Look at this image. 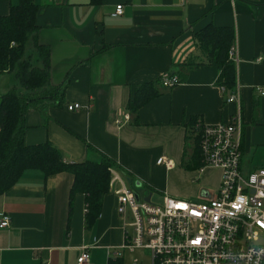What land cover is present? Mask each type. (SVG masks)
<instances>
[{
    "label": "crops",
    "instance_id": "1",
    "mask_svg": "<svg viewBox=\"0 0 264 264\" xmlns=\"http://www.w3.org/2000/svg\"><path fill=\"white\" fill-rule=\"evenodd\" d=\"M36 2L38 42L50 49L51 86L66 87L61 105L48 99L43 111L28 109L26 145L51 142L69 163H99L106 155L129 174L116 169L138 195L135 188L145 187L178 199L200 193L212 197L221 172L183 166L194 147L192 119L225 124L238 111L235 102H228L230 93L218 85L219 66L196 38L213 26L235 32L242 166L245 172L264 168V97L257 92L264 88V0ZM17 4L0 0V16ZM117 6L123 7L120 16H115ZM164 74L179 76L180 85L162 88ZM145 86L158 94L133 115L128 105ZM74 104L81 108L68 110ZM161 157L174 167L159 166ZM73 183L70 173L46 177L28 170L0 196V222L3 215L11 220L10 227L0 228V264H78L83 248L90 253L86 264L120 261L109 258L122 247L128 222L117 211L114 190L104 197L94 227L87 229L83 194L76 196L70 215Z\"/></svg>",
    "mask_w": 264,
    "mask_h": 264
},
{
    "label": "built area",
    "instance_id": "2",
    "mask_svg": "<svg viewBox=\"0 0 264 264\" xmlns=\"http://www.w3.org/2000/svg\"><path fill=\"white\" fill-rule=\"evenodd\" d=\"M123 14L117 6L115 16ZM230 58L237 64L238 52L233 47ZM179 76L164 74L162 88L180 85ZM225 90V89H224ZM264 97V88H257ZM228 102H235L238 111L225 124L209 125L199 122L193 136L199 139L201 161L204 168L221 172L218 191L201 201H183L163 196L159 203L137 198L128 181L116 169H110V188L118 200L120 215L131 213L132 219L125 229V240L109 261L119 260L122 252L138 249L151 252L152 264H264V168L245 172L242 166L243 119L240 92L230 93ZM74 104L68 110H79ZM126 123L131 116L126 114ZM167 169L174 162L166 157L157 160ZM177 205H186L179 208ZM198 213V215H197ZM11 220L3 215L0 228H8ZM129 229L133 230L130 235ZM199 243H194V241ZM90 261L88 248H83L78 264ZM111 263V262H110ZM138 264V263H135Z\"/></svg>",
    "mask_w": 264,
    "mask_h": 264
},
{
    "label": "trees",
    "instance_id": "3",
    "mask_svg": "<svg viewBox=\"0 0 264 264\" xmlns=\"http://www.w3.org/2000/svg\"><path fill=\"white\" fill-rule=\"evenodd\" d=\"M39 11L36 0H18L8 15L0 16V76L15 73L23 90L13 87L0 95V196L12 189L28 170L41 171L46 177L70 173L74 177L70 215L76 196L83 194L86 228L92 229L101 215L104 197L110 192V169L123 173L122 168L106 155L99 163H69L51 142L38 145H26L24 142L28 109L43 111L48 99L52 105H61L66 87L51 86L50 49L38 42ZM196 38L209 61L220 68L218 85L228 93L234 92L237 89L236 63L230 58V51L235 47L234 30L210 26ZM157 94L152 86L140 88L128 105L130 112L137 115L140 108ZM199 122H203L199 117L192 119L191 133ZM183 167L204 168L198 138H194L191 157ZM124 175L129 176L126 172ZM116 262L113 264H118Z\"/></svg>",
    "mask_w": 264,
    "mask_h": 264
},
{
    "label": "rangeland",
    "instance_id": "4",
    "mask_svg": "<svg viewBox=\"0 0 264 264\" xmlns=\"http://www.w3.org/2000/svg\"><path fill=\"white\" fill-rule=\"evenodd\" d=\"M17 87L20 91H23L21 89V85L19 81L16 78L15 73H10V74H5L0 76V95L5 94L8 92L11 88ZM191 157V154H190ZM190 159V158H189ZM135 190L139 193L141 198H145L147 195L151 194V191H148L145 187H137ZM212 193V191H210ZM152 200L154 203H159L162 199V194L158 192H152ZM202 195H200L194 199H184V198H179L180 200L183 201H201ZM178 199V198H177ZM126 222H131L132 216L131 213H126L125 214ZM130 235L133 234V230L129 229ZM261 243L264 244V238H262ZM122 258L118 262V264H152V258H151V252L149 250H136L134 252L130 251H123L122 252ZM114 258V257H113ZM115 259V258H114Z\"/></svg>",
    "mask_w": 264,
    "mask_h": 264
},
{
    "label": "water",
    "instance_id": "5",
    "mask_svg": "<svg viewBox=\"0 0 264 264\" xmlns=\"http://www.w3.org/2000/svg\"><path fill=\"white\" fill-rule=\"evenodd\" d=\"M137 198L139 199L140 196L138 194H136ZM151 198H152V194H149L146 198H145V201L147 202H150L151 201Z\"/></svg>",
    "mask_w": 264,
    "mask_h": 264
},
{
    "label": "snow or ice",
    "instance_id": "6",
    "mask_svg": "<svg viewBox=\"0 0 264 264\" xmlns=\"http://www.w3.org/2000/svg\"><path fill=\"white\" fill-rule=\"evenodd\" d=\"M177 207H179V208H186L187 206L186 205H177ZM197 215H198V213H197ZM194 243H199V241L197 240V241H194Z\"/></svg>",
    "mask_w": 264,
    "mask_h": 264
}]
</instances>
